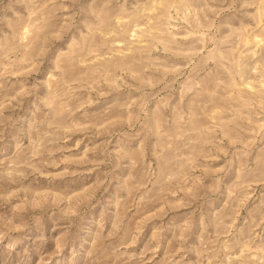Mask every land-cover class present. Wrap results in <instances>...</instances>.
<instances>
[{
	"label": "rangeland",
	"instance_id": "obj_1",
	"mask_svg": "<svg viewBox=\"0 0 264 264\" xmlns=\"http://www.w3.org/2000/svg\"><path fill=\"white\" fill-rule=\"evenodd\" d=\"M0 264H264V0H0Z\"/></svg>",
	"mask_w": 264,
	"mask_h": 264
}]
</instances>
